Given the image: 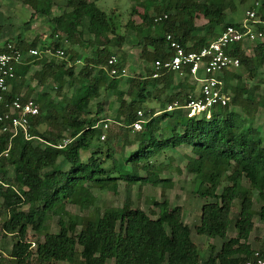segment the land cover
<instances>
[{
	"label": "trees",
	"instance_id": "1",
	"mask_svg": "<svg viewBox=\"0 0 264 264\" xmlns=\"http://www.w3.org/2000/svg\"><path fill=\"white\" fill-rule=\"evenodd\" d=\"M20 1L32 9L26 23L38 15H49L55 4L54 0ZM98 1L66 0V9L52 18L51 36L57 39L43 43L36 55H27L38 46L36 39L29 42L17 37V47L27 56L16 65L11 88L5 99L0 100V114L7 110V99L18 95L29 98L36 86L41 87L33 97L40 112L30 118L34 137L17 136L8 157L1 159L0 174L6 185L0 184V216H3L0 234L16 237L11 260L5 264H58L76 253L75 244L81 246L76 264L109 261L113 264H242L253 258L256 251L264 256V242L257 250L249 242L255 215L264 221V137L254 122L258 107H264V79L263 91L257 96L259 86L248 88L240 74L231 72V77L237 78L236 85L231 87V77L225 76L230 69L226 70L225 86L233 90L230 101L215 106L209 117L206 114L189 117L181 107L167 110L169 104L182 105L188 99L191 94L188 87L194 88L186 82L189 74L180 79L173 71L152 76L154 61L170 56L167 33H172L187 49L198 50L219 35L221 30L217 31L216 25L222 29L228 24L237 25L226 20L231 1L142 0L141 21L137 23L130 18L123 30H118L115 18L99 7ZM134 13L132 10L131 14ZM164 14L167 17L156 20ZM258 17L260 22L255 24V29L264 33V4ZM198 18L206 19L210 25L202 35L196 34ZM62 36L91 48V55L84 58L78 72L75 63L80 58L62 46ZM133 38L142 46L141 56L152 61L153 66L146 69L145 76L127 77V86L122 89L123 78L111 76L101 67L107 65L113 48ZM5 44L0 45V50L6 48ZM48 48L53 52L64 49L68 59L59 60L47 52ZM251 50L252 54H247L243 42H239L229 51L240 58V66L251 76H257L264 67V37L256 40ZM33 66L38 68L32 71ZM123 66L119 58L118 67ZM28 80H36V86ZM70 86L75 90L68 99L63 91ZM51 90L61 95V100L54 99ZM103 91L116 95L108 103L115 113L113 119L102 116L104 100L97 102L95 112L91 109L92 102ZM154 99L158 106H148ZM138 110L143 111L146 122L141 131L134 132L131 124ZM108 119L120 126V130L105 127ZM130 132L136 144L128 150ZM8 144L9 135L0 132V153ZM185 146L193 153L187 167L197 175V191L211 198L201 207L200 221L195 225L198 235L225 238L232 222L234 201L240 194L234 221L236 234L224 240L219 251L211 244L205 259L191 237V227L183 219L181 205H171L167 198L154 200L153 208L146 212L127 197L121 206L102 211L95 204L91 190L93 186L117 192L120 181L128 185L138 182L140 186L166 184L170 180L160 176L164 166L160 156ZM83 151L89 152L86 160L82 158ZM10 168L14 176L9 175ZM202 174L205 180L200 178ZM225 176L229 183L219 193L217 187ZM245 178L249 186L243 185ZM253 191L263 200L258 211L254 208ZM68 204L91 209V213L72 214ZM53 216L58 217L56 232L47 231L44 223ZM29 227L46 230L43 241L35 249L26 240ZM0 262L3 264L1 259Z\"/></svg>",
	"mask_w": 264,
	"mask_h": 264
},
{
	"label": "rangeland",
	"instance_id": "2",
	"mask_svg": "<svg viewBox=\"0 0 264 264\" xmlns=\"http://www.w3.org/2000/svg\"><path fill=\"white\" fill-rule=\"evenodd\" d=\"M55 4L52 8L49 15H38L30 23H26L30 19L32 12L31 7L24 5L20 0H0V23L2 24V31L0 33V45L8 41H13L16 43L17 37L24 38L27 41H32L36 39L38 41V48L41 50L42 44L50 42L57 39V37L51 36V31L53 28L52 18L56 15L61 14L66 9V0H54ZM142 0H99L98 5L102 9L106 10L107 13L111 14L117 24H119L118 30H123L122 26L127 23V21L132 18L135 22H140L141 17L140 13L144 11V7L141 5ZM231 5L226 9L227 21L233 23H239L244 20L248 11H255L257 13V19L259 14H261V7L264 4V0H230ZM132 10H135V13L132 15ZM197 24L199 29L197 35H202L205 33L207 28L210 25L207 24V20L204 18H198ZM255 24L251 23V27L255 28ZM215 29L220 31L222 26L216 25ZM131 34V33H130ZM62 46L67 49H70L74 55H77V58H80L75 63L76 72L79 71L83 65L84 58L91 55V48H85L81 42L75 39H65L62 36L61 40ZM256 40L253 41H244L243 49L247 54H252L251 49L254 48ZM142 46L136 43V40L133 38L131 42H125L121 47L117 46L113 48V54L117 55L120 60L123 61L124 67L126 68L129 76H137L142 74L145 76L147 73L144 71L143 66L152 67L151 61H148L146 58L141 56ZM47 55L44 57L46 59ZM68 59L67 55L64 54L63 57H59V60ZM70 63L73 62L70 60ZM38 66H33L32 71ZM230 72L226 73V79H230L231 72L234 74H240L243 84L248 88L257 85L256 95L259 96L263 91V79H264V67H261L258 71L257 76H251L247 69L244 66H240L237 69H230ZM96 75L99 74L98 70L95 72ZM127 74V73H126ZM179 79L183 78L184 75H178ZM125 78V77H122ZM30 81V80H28ZM32 85L36 84V80L30 81ZM191 86H194L192 89L188 87L187 91L194 92L195 89H198L199 82L196 79L191 77L187 81ZM237 83L236 77H231L230 86L234 87ZM36 86V85H35ZM125 79H123L120 88H125ZM50 86H48L49 88ZM231 87L228 88L230 95H233V90ZM40 86H36L34 94L31 97H35L36 91L40 90ZM75 87L70 86L66 87L64 95L70 99L74 93ZM51 95L54 99L61 100L62 96L57 95L55 90H51ZM116 95L113 93L102 92L101 96L94 100L91 104V109L95 112L97 108V102L104 100L105 112L102 116H110L109 118H114V110L108 108L109 100H114ZM117 102L115 103L116 106ZM158 106V101L156 99L152 100L151 103H148V106ZM108 125L110 129L114 131H119L120 126L114 123L113 120L108 119ZM255 125L261 128V134L264 137V107H258L255 116H254ZM117 123V122H116ZM128 136V135H127ZM120 139V137H119ZM127 140L130 144L127 147L130 150L135 146L136 142L133 138V133L130 132ZM101 141H104L101 139ZM89 155L88 151L82 152L83 160H86ZM193 155L191 148L188 146L177 148L174 150H168L166 153L160 156V160L163 161V171L161 177L169 178L170 182L166 184L160 183H147L145 185H139L135 183L133 185H128L124 181L119 182V187L117 192L110 190L100 189L98 187L92 186V192L95 196V204L99 206L102 211L107 207L112 206H121L127 197H130L133 201L135 207H141L146 212H149L153 208L154 200L162 201L167 198L171 205L179 204L183 207V219L191 227V237L194 242L199 246L200 254L202 259H205L211 247V244L215 246V250L219 251L224 240L234 236L236 234V229L234 226V221L238 215L239 206H240V194L238 199L234 201V207L232 209V222L229 226L227 235L225 238L215 237L211 238L207 235H198L195 232V225L200 221L201 207L203 203L208 201L211 198H206L197 191L198 178L193 172H190L187 167V162L189 156ZM144 174V173H143ZM9 175L14 176V170L10 168ZM145 175V174H144ZM202 180H205V175H200ZM243 185L249 186L248 179H243ZM229 183L227 176L224 177L221 185L217 187V192H221L224 185ZM254 197V208L255 210H260L263 200L259 197L257 191H253ZM1 205V201H0ZM72 214L79 215H88L91 213V209L81 208L78 205L68 204L67 207ZM23 209H27V206H24ZM3 219V216H0V220ZM255 228L252 231L249 242L254 249H259L261 243L264 242V221L259 217L258 214L255 215ZM48 229L47 231L56 232L59 230L58 217L53 216L47 221L44 222ZM46 230L38 229L34 230L29 227L28 233L26 235V240L32 243V248L35 249L40 241L44 239V233ZM16 240V237L12 234H0V259L3 264L7 260H11L10 253L13 247V244ZM74 250L76 253L72 254L66 261L59 262L58 264H76L75 258L79 255L81 246L75 244ZM1 263V262H0ZM108 264H113L112 261L107 262Z\"/></svg>",
	"mask_w": 264,
	"mask_h": 264
},
{
	"label": "built area",
	"instance_id": "3",
	"mask_svg": "<svg viewBox=\"0 0 264 264\" xmlns=\"http://www.w3.org/2000/svg\"><path fill=\"white\" fill-rule=\"evenodd\" d=\"M247 17L241 22L226 25L219 35L209 44L198 50L187 49L172 33L166 34L170 56L165 59L154 61L153 77H159L166 71H173L178 75L189 74L199 82L198 92L191 93L186 102L180 105L174 102L168 105L167 110L183 108L189 117L211 115L212 109L217 105H225L231 95L225 86L223 74L226 70L238 68L240 58L233 55L232 49L237 43L262 39L264 33L251 27V23L260 22L255 11H248ZM167 17L166 14L158 17ZM4 50H0V100L5 99V94L10 90L12 81L16 75V65L22 63L27 55H36L41 52L38 48H31L25 55L15 42H8ZM48 53L57 57H63L64 49L56 52L47 49ZM119 58L113 54L109 57L105 70L115 77L125 76L126 68L118 67ZM7 110L0 114V132L9 135L8 148L0 153V165L2 157H8L13 139L21 135L25 139H32L30 132V118L40 112V107L33 97L23 99L21 95L6 100ZM146 122L142 110H138L137 118L131 124L132 131L138 132L143 129ZM108 124H105L107 127ZM104 135L102 139H104ZM0 184L6 185L0 174ZM108 264V263H106ZM242 264H264V256L256 251L253 258L247 259Z\"/></svg>",
	"mask_w": 264,
	"mask_h": 264
},
{
	"label": "crops",
	"instance_id": "4",
	"mask_svg": "<svg viewBox=\"0 0 264 264\" xmlns=\"http://www.w3.org/2000/svg\"><path fill=\"white\" fill-rule=\"evenodd\" d=\"M6 43V42H5ZM4 43V44H5ZM4 44H2V46L4 45ZM151 65L153 66V62L151 61ZM143 68H144V71L146 72V69L148 68L147 66H143ZM36 69V68H35ZM101 69L102 70H104V71H106L105 70V68H104V66L103 67H101ZM232 69H236V68H232ZM186 75V74H185ZM122 77H125V78H123V79H126L127 77H130L129 76V74H128V72H127V74L125 75V76H122ZM122 77H118V78H122ZM191 76L189 75V77H188V80H189V78H190ZM192 78V77H191ZM193 79V78H192ZM187 82V81H186ZM224 82H225V79H224ZM188 83V82H187ZM189 84V83H188ZM198 88H199V86H198ZM196 92H198V89H195L194 90V92L193 93H196ZM190 93H192V92H190Z\"/></svg>",
	"mask_w": 264,
	"mask_h": 264
}]
</instances>
